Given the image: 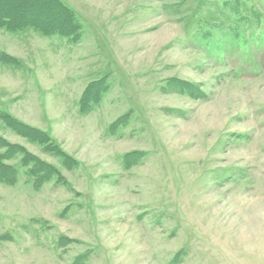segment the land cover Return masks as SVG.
Here are the masks:
<instances>
[{
  "label": "rangeland",
  "instance_id": "374dc122",
  "mask_svg": "<svg viewBox=\"0 0 264 264\" xmlns=\"http://www.w3.org/2000/svg\"><path fill=\"white\" fill-rule=\"evenodd\" d=\"M59 1L78 42L0 31V55L20 64L0 63V111L77 166L0 126L65 181L35 192L16 164L17 183L0 185V264H264L263 33L240 21L232 31L227 0ZM253 3L264 12V0L238 11ZM35 16L58 21L47 8ZM102 78L81 115L79 98Z\"/></svg>",
  "mask_w": 264,
  "mask_h": 264
},
{
  "label": "trees",
  "instance_id": "16d2710c",
  "mask_svg": "<svg viewBox=\"0 0 264 264\" xmlns=\"http://www.w3.org/2000/svg\"><path fill=\"white\" fill-rule=\"evenodd\" d=\"M240 2L241 0H227L221 8V11H229L237 17L232 31L239 35V30L242 27L238 25L240 21L239 23L247 27L248 31L258 29L259 33L262 32L264 35V12H261L259 8L256 10L254 3L250 7L244 6V12L242 10L238 11ZM46 8L57 14V23L43 21L38 19L37 16L32 17L37 15L41 9ZM226 28L229 29V25L226 24ZM80 30L78 18L59 0H0V31L10 34L29 31L42 37L58 36L76 43L80 39ZM235 30H238V32ZM256 47L260 52V59L264 60V41ZM0 63L16 69L20 65L15 58L4 54L0 55ZM104 80L105 78H102L87 85L78 100V111L81 115L92 111L98 103L100 99L99 91L105 89ZM170 86L174 87L172 89L179 95L189 93V96H194V92L190 88V91H188L185 85L177 84L173 80L166 82V87L171 88ZM200 97L201 95L197 96V98ZM169 113L175 116L179 114L178 111H170ZM122 119L120 117L111 123L108 130L117 128ZM0 126L23 139L27 144L37 147L43 154L56 160L62 169L71 171L77 166L76 160L63 151L48 133L25 124L5 110L0 111ZM136 155L140 156V153L136 152ZM138 159L136 156L131 159V162L135 164ZM16 164L23 170L22 175L35 192L51 182L58 186H64L65 181L56 166L40 160L23 145L10 143L0 136V185L12 187L17 183L19 171ZM124 164L126 166L132 165L127 159H124Z\"/></svg>",
  "mask_w": 264,
  "mask_h": 264
}]
</instances>
